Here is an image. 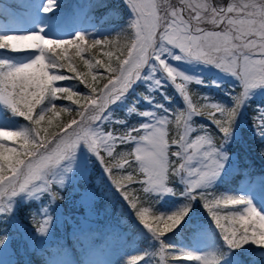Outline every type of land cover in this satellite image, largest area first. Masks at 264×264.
Instances as JSON below:
<instances>
[{"label": "rangeland", "instance_id": "374dc122", "mask_svg": "<svg viewBox=\"0 0 264 264\" xmlns=\"http://www.w3.org/2000/svg\"><path fill=\"white\" fill-rule=\"evenodd\" d=\"M110 2H113V8L106 9V0H52L51 5L47 4V0H0V36L40 32L46 38L67 40L75 37L77 33H81L85 39H91L112 32L114 35H118L122 29L128 28L131 33L132 46L135 40V29L132 27V21L136 18L135 14H133L127 0H110ZM155 2L158 5V14L163 15L166 10L183 7L185 9L184 18L188 19L189 13L195 15V12L187 7L188 3L193 5L207 4L208 10H202V14L210 18L212 8L227 9L229 4L236 6L258 2V0H185L183 5L181 0H155ZM45 6L50 7V11L44 12ZM228 15L232 18H241L235 12ZM193 24L195 25V22ZM199 27L204 31L212 32L224 31L228 25L226 21L213 25L206 19L199 24ZM164 47L167 51L160 53V59L164 60L165 64L174 69L175 72H179L181 76L176 77V81H173L159 61L150 57L140 69L139 76L130 82L129 87L118 99L105 106L100 114L101 119L94 122L92 127L101 128L105 133L112 132L117 137L126 135L130 130H135L132 133L134 138L129 141H133L132 153L136 157V155L141 154L134 151L138 146L137 144L140 143V147H147L146 142L138 139L139 136L145 135V126L150 127L162 118H168L170 121V113L174 112L175 103L171 104L172 97L168 96L169 92H173V96L181 98L186 107L187 115L189 105L176 88V82L185 85L193 108L195 106L190 91H197L196 97L200 99L204 109H206L202 112H215V109L206 107L209 104H217L229 109L228 104L219 101V99L228 100L229 104L232 105L239 97L240 103L236 109L235 123L227 135L220 133L207 115V118H204L203 115L195 113L190 114L187 129L182 126L179 132V135L185 133L189 142L196 140L197 137L211 138L213 146L218 149L214 156L220 161L219 170L214 177L209 179L206 184L189 191L190 182L196 179V173L189 175L185 168L204 170L208 161L201 152L195 155L192 160L183 161L185 168L178 169V173L175 174L179 185H175V187L170 185L166 178L165 186L171 191L164 192L153 189L145 191L146 185L143 183L141 185L147 197L155 202L165 204L166 208L190 201L196 205L199 203L200 197H193L195 191L202 193L204 188H208L209 192L205 197L211 196L210 192L213 187L220 183L221 178L234 168L235 155L226 153V151L227 148H230V144L241 135V127L246 125L245 117L248 116V108L251 105L257 106L255 112H258L257 115L260 118L264 117V84H259L245 91L238 75L218 68L214 63L187 56L175 45L164 42ZM5 51L12 55L24 54L27 57L25 62H20L21 59L18 58L17 61L14 59L16 57L9 55L5 59L0 58L6 68L28 63L38 54L37 50L13 51L5 49ZM2 52H4V48H0V53ZM127 58L128 51L122 61ZM184 77H188V79L184 80ZM217 92L222 94L223 98L218 96ZM6 112L15 114L6 104L0 102V129L24 131L22 124L13 123L12 119L9 120L5 116ZM127 118L134 119L133 123L125 122ZM216 118H221L219 113H216ZM80 119L81 117L77 121ZM110 125L119 127L122 125L127 133L118 134ZM168 126L169 123L164 129L167 133L165 137L167 141ZM246 128L249 129L250 126L247 125ZM217 136L220 137L219 141ZM118 143L119 141L115 143L113 150ZM169 149L168 160L170 153L180 151L176 145H174V149L171 148L173 151H169ZM207 150L208 146H203L202 151ZM104 155L107 156L108 154L101 149L100 156L104 157ZM173 156L179 160V164L182 162L181 156ZM136 162L143 181L146 178L145 173L140 167V162ZM103 166L104 164L97 154L90 151L88 146L80 141L70 155L46 171L43 180L33 182L25 190L17 191L15 195L0 196V209H2L0 210V226L7 221L15 232L13 236L0 234V264H33L32 254L36 252L43 253L46 264H79L76 262V256L81 260L80 264H118L120 259L125 256V248L131 244L127 243L129 234L120 225L116 215L113 216L112 220H109L101 196L96 190L89 185L81 190L77 189V185H83L84 182H87L93 168L98 169L106 176L102 169ZM7 175L9 174L6 173L5 176ZM240 187L241 189L231 196L245 198L251 202L257 211L264 214V183H260L258 179L246 178ZM63 190H67L68 195L64 199H60ZM179 198L182 200L181 202H179ZM32 205L36 208L33 212L29 211ZM22 207L28 208L22 213L31 220L30 222L36 221L33 227L23 223L20 212ZM245 207L247 204L243 208ZM45 220H47L46 230L44 232L38 231L39 226ZM202 220L206 223L204 219ZM196 225L200 229L193 233L195 248L190 253L200 256L202 259L198 260L197 264H202L205 258L215 253V249L219 245L214 243L211 233H208L202 222ZM100 226L104 227L101 233L102 243H97L96 240L79 239L82 235H88L90 233L88 230L93 231ZM146 230L145 227L141 226L139 232L144 233ZM137 236L139 235L137 234ZM149 238L148 235L147 239ZM222 243L224 249H228L227 242L223 241ZM224 261L223 264H238V259L235 258L227 257Z\"/></svg>", "mask_w": 264, "mask_h": 264}, {"label": "snow or ice", "instance_id": "6c2138e0", "mask_svg": "<svg viewBox=\"0 0 264 264\" xmlns=\"http://www.w3.org/2000/svg\"><path fill=\"white\" fill-rule=\"evenodd\" d=\"M135 20L132 27L135 29V40L128 48V58L121 61L118 68H112L111 64L107 68L112 73L108 78V83L102 89L97 90L93 84L88 83L84 75H77L81 83L86 84L94 95L81 97L84 103L80 105L78 93L70 88L56 87L54 82L69 79L62 74H56L50 69H65L76 73V69L65 63L64 53L69 47L76 49V55H80L84 50L85 36L77 33L75 37L67 40H54L46 38L40 32L27 34H9L0 36V48H7L13 51L37 50L38 54L28 63L5 68L4 62L0 61V102L6 104L12 112L28 120L32 127L30 130L16 131L0 129V196L15 195L17 191H23L27 186L35 181L43 180L46 171L64 160L75 150L76 145L83 141L101 159L100 151L103 149L108 156L113 155V146L117 141L126 143L134 138L132 134L135 130H130L124 136H114L112 132L105 133L101 128H93L94 122L101 119V111L106 105L118 99L129 87L130 82L135 80L140 74V69L146 64L150 57L157 59L168 76L176 81V77L181 76L179 72L168 67L164 60L160 59V53L167 51L164 42L175 45L187 56L214 63L218 68L232 72L239 76L243 89L246 91L259 84H264V0L246 3L243 5L229 4L227 9H211V17H205L203 11L208 10L207 4H187V7L195 12L189 13L188 19L184 18L183 7L166 10L163 15L158 14V5L155 0H127ZM52 0H47L51 5ZM185 0H181L183 5ZM44 12L50 11V7L45 6ZM237 13L238 17L232 18L229 13ZM207 19V22L217 25L224 21L228 27L224 31H204L199 24ZM195 22V25L193 24ZM101 40H93L92 46L101 45ZM179 59V57H176ZM96 79V77H93ZM188 77H184L187 80ZM184 100L188 102L189 111L187 115L179 113L175 120L179 126L187 129L188 120L191 113L205 114L198 112L192 107L191 101L183 83L175 84ZM58 94H63V98L72 100L80 105L83 111L77 114L81 117L79 121L73 119L70 125H64L59 135L50 134L41 136V132H47V128L38 127L46 119V113H56V105L51 102L58 98ZM45 99H49L46 109H41L38 115L34 112ZM239 97L235 101L233 108H223L217 104L206 105L215 112L206 113L220 133L227 135L231 131V124L234 120L236 109L239 106ZM59 111H70L61 108ZM216 113L221 118H216ZM58 114V113H57ZM48 124L52 122V117H48ZM170 123L168 118H162L153 125L145 126V135L139 136L140 141L146 142L147 147H140L134 150L137 153L136 161L140 162V167L145 173V179L141 181L149 189L171 191L165 186L167 172L169 169L168 149L169 144L165 139L167 133L165 126ZM67 129V131H65ZM53 136L55 138L53 139ZM19 141L18 147H10L6 143ZM172 145L179 147V152L172 155L182 157V162L171 169L177 171L185 168L183 161H190L195 155L202 152L207 157V165L204 170L187 169L185 171L192 175L196 173V179L190 182L189 191L202 184H206L214 177L220 167V161L214 154L218 151L213 146L211 138L197 137L189 142L187 135L181 133L178 139L171 140ZM55 145V147H53ZM207 145L208 150L202 151ZM223 155V154H222ZM125 159L123 167L127 164ZM111 173L110 168H105ZM9 175L5 176V173ZM132 180V176L127 177ZM118 188H122L119 181L113 180ZM55 195V193H53ZM127 200H130L128 193L124 192ZM204 201V207L208 210L216 226L223 234V238L231 247H239L247 241H252L257 245H264V214L257 211L251 202L245 198L226 196L223 199H207L204 194H200ZM131 202V201H130ZM247 204L241 212H229L221 217L214 209L221 206ZM131 206L135 209L137 205L133 202ZM2 210V209H0ZM187 208L180 212L169 215H159L149 217L146 215L147 209L136 212L140 222L152 233L162 236L170 232L181 221ZM47 227V220L42 223L38 231L44 232ZM168 246L163 245L162 250ZM189 260H201L200 256L186 253ZM139 257H133L130 264H135ZM204 264H215L211 260H206Z\"/></svg>", "mask_w": 264, "mask_h": 264}, {"label": "trees", "instance_id": "16d2710c", "mask_svg": "<svg viewBox=\"0 0 264 264\" xmlns=\"http://www.w3.org/2000/svg\"><path fill=\"white\" fill-rule=\"evenodd\" d=\"M108 2V0H106ZM93 40H101V45L92 46L91 42ZM131 46V33L128 28L122 29L118 35H114L113 32L106 35H100L97 38L85 39L84 41V50L81 51L80 55H76V49L74 47H69L64 53L65 63H70L77 71L72 73L65 69H50V71L55 72L56 74H62L69 79L62 81L54 82L56 87H66L70 88L73 92L78 93L79 97H73V100L80 99L81 97L92 96L94 93L86 84L81 83V81L75 78L77 75H84L88 83L94 85V87L99 90L104 87L108 78L112 73L107 68L108 64H111L112 68H118L122 59L126 56L128 48ZM7 48H4V51ZM9 50V49H7ZM5 53L6 52H2ZM18 59H23L24 54L14 55ZM25 61V60H22ZM96 77V79H93ZM205 90H209L204 88ZM202 91V90H201ZM173 92H169L168 96L172 97V102H174V112L170 114V123L168 126V141L169 151L174 149V145L171 144L172 139H176L179 136V132L182 126L177 125L175 117L179 113H184L186 115V107L184 106L181 98L179 96H173ZM190 95L194 102L195 109L203 114L202 117L207 118L206 113L202 112L205 107L200 102V99L196 97L197 91H190ZM217 95L223 98V95L217 92ZM219 101H224L228 104L229 109L233 108L235 104L230 105L228 100L219 99ZM50 100L45 99L43 103L38 106L34 115H38L41 109H46L51 107L49 105ZM56 105V113L48 112L46 113L45 121L41 122L40 128H47V132H41V136H46L50 134L59 135L61 128L64 125H69L70 122L75 119L77 120L80 116L77 114L79 111H82L83 108L80 107L84 103L83 99H80V105L74 103L72 100H67L63 98V94H58V98L54 101H51ZM61 108L70 109V111H59ZM257 106L248 108V116L245 117L246 125L241 127V135L230 145V148L226 153H232L235 155L236 161L235 166L227 174L221 178V182L215 185L212 189L211 196H207V199H223L226 196L235 195L238 189L240 188L241 182L246 178L258 179L260 183H264V117L260 118L255 112ZM176 111V112H175ZM58 113V114H57ZM202 115V114H201ZM9 120L13 118V121L21 123L24 126V130H30L32 125L24 117L18 114H12L7 112L5 115ZM236 116V114H235ZM48 117H52V122L48 124ZM200 119V118H199ZM125 121V119H123ZM134 119L127 118L125 122L133 123ZM260 122V124H258ZM235 117L231 124V128L234 126ZM261 125L258 127V125ZM250 126L249 129L246 126ZM114 131L118 134L124 135L125 127L124 126H111ZM218 130V129H217ZM219 131V130H218ZM218 135V134H216ZM55 136H53V139ZM219 136L217 139L219 141ZM10 147H18L19 141L8 142ZM133 142L128 141L126 143H118L114 150L112 156L103 157V164L105 167L111 169V173L105 171L103 166V172L106 173L104 176L98 169L93 168L92 172L89 174L87 182L90 187H92L96 192L101 196V200L106 210V214L109 218L116 215L117 220L122 224V226H128L126 231L129 232V239L127 242L132 243V247H127L125 250V256L120 259L118 264H130L133 257H139L135 263L146 262L145 264H197L196 259L189 260L186 258V253H189V241L190 235L192 232V225L195 218L199 215H204L209 219V231L211 236L216 242L218 248L215 249V253H212L209 257L204 259L213 260L217 262L221 259L224 254L227 252H232L235 247L231 248L227 244L228 249H224L225 241L223 234L220 229L216 226L208 210L204 207V201L200 198L199 203L194 205L192 202H185L184 204L175 205V207L166 208L161 202H155L151 198L146 196V193L141 188L142 186V176L137 169V162L132 153ZM127 159L128 163L124 164L123 167L119 165L123 164V161ZM179 164V160L170 153L169 156V171L168 181L170 185H177L178 181L176 180L177 171H172L171 169L176 168ZM7 173V172H6ZM5 173V175H6ZM132 176V180H128L127 177ZM117 180L122 185V188H118L113 180ZM124 192L128 193L130 200H127L124 196ZM209 190L202 193H197L196 196L200 197V194L205 196L208 194ZM68 195L67 190L61 191V198L64 199ZM236 197V196H234ZM131 201V202H130ZM135 203L137 207L134 209L131 206V203ZM179 203V202H178ZM177 206V207H176ZM229 206H221L214 209L219 213L221 217L225 216L229 212H242L243 209H237L235 211L227 209ZM184 208H187V212L181 219V221L173 228L170 232L157 236L156 234L149 231L136 216L137 211L147 209L146 215L149 217L159 216V215H169L174 212H180ZM28 208H20L21 219L26 226L33 227L35 222H30L27 216L22 213ZM29 211H35L34 205H32ZM127 210V211H126ZM20 219V220H21ZM130 222V224H128ZM10 224L6 221L3 229L5 233L15 234L14 229L9 226ZM143 226L147 230L144 233H140L139 229ZM2 231V229H1ZM90 234L91 230H88ZM88 234V235H90ZM137 234L139 236H137ZM150 236L147 239V236ZM135 238H134V237ZM133 237V238H132ZM133 241V242H132ZM163 245H167L166 249H161ZM237 251L240 252L241 257L246 264H264V261L261 262L259 258H254L252 253H259L264 251V245H257L252 241H247L239 247H236ZM237 254V253H236ZM238 255V254H237ZM249 255V257H248ZM33 264H45L44 258L41 255V252H36L32 254ZM24 264V263H21Z\"/></svg>", "mask_w": 264, "mask_h": 264}]
</instances>
